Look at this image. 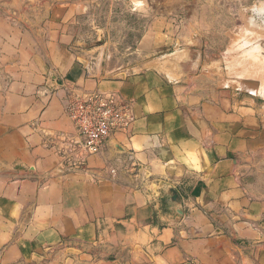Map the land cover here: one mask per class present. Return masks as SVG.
Returning <instances> with one entry per match:
<instances>
[{"label": "crops", "instance_id": "obj_1", "mask_svg": "<svg viewBox=\"0 0 264 264\" xmlns=\"http://www.w3.org/2000/svg\"><path fill=\"white\" fill-rule=\"evenodd\" d=\"M52 1L0 0V264H134L133 238L147 263L264 264L262 107L179 67L92 75ZM69 91L116 93L135 118L84 166Z\"/></svg>", "mask_w": 264, "mask_h": 264}, {"label": "rangeland", "instance_id": "obj_2", "mask_svg": "<svg viewBox=\"0 0 264 264\" xmlns=\"http://www.w3.org/2000/svg\"><path fill=\"white\" fill-rule=\"evenodd\" d=\"M38 1L46 2L23 4ZM54 1L69 11L71 49L88 61L92 75L179 67L197 77L206 97L226 92L253 98L264 120V0ZM131 241L120 255L135 247L134 264H154L140 260L149 247Z\"/></svg>", "mask_w": 264, "mask_h": 264}, {"label": "built area", "instance_id": "obj_3", "mask_svg": "<svg viewBox=\"0 0 264 264\" xmlns=\"http://www.w3.org/2000/svg\"><path fill=\"white\" fill-rule=\"evenodd\" d=\"M63 110L77 139V157L71 166H84L85 160L100 153L113 135L127 134L135 120L131 105L116 93L69 91Z\"/></svg>", "mask_w": 264, "mask_h": 264}, {"label": "water", "instance_id": "obj_4", "mask_svg": "<svg viewBox=\"0 0 264 264\" xmlns=\"http://www.w3.org/2000/svg\"><path fill=\"white\" fill-rule=\"evenodd\" d=\"M169 193L172 195L171 201L172 203H174L176 205V212H175V220L178 221L181 216L183 215V212L181 210V202H180V198L178 197V195L176 194L174 189H169Z\"/></svg>", "mask_w": 264, "mask_h": 264}]
</instances>
